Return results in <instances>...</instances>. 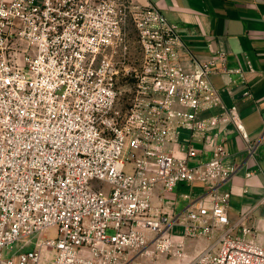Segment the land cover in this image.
Returning <instances> with one entry per match:
<instances>
[{"label": "built area", "instance_id": "obj_1", "mask_svg": "<svg viewBox=\"0 0 264 264\" xmlns=\"http://www.w3.org/2000/svg\"><path fill=\"white\" fill-rule=\"evenodd\" d=\"M130 25L141 65L122 104ZM181 45L164 14L134 0H0V264H152L212 237L187 264H264L254 208L232 221L230 192L213 188L209 205L173 218L153 204L157 187L223 183L237 170L223 144L203 161L195 142L225 123L240 131L211 76L242 71L224 54L186 70Z\"/></svg>", "mask_w": 264, "mask_h": 264}, {"label": "crops", "instance_id": "obj_2", "mask_svg": "<svg viewBox=\"0 0 264 264\" xmlns=\"http://www.w3.org/2000/svg\"><path fill=\"white\" fill-rule=\"evenodd\" d=\"M134 1L140 6L156 7L177 27L182 41L178 55L186 70H194L195 61L205 63L224 54L227 68L242 71L241 75L215 73L211 76L224 104L237 110L241 119L240 131L232 123H225L209 132L204 143L195 142L203 161L223 144L228 154L225 164L236 167V173L223 183L180 184L172 192H163L157 187L153 204L173 218L182 215L192 204L196 207L198 204L209 205L213 188L230 192V218L235 220L254 208L250 225L264 245V0ZM246 91L249 96L244 95ZM221 112L222 109L216 107L202 116ZM217 131L219 135H215ZM183 138H189L187 131L183 132ZM248 145L254 146L253 154L249 153ZM175 148L176 154L183 157L180 146ZM188 240H184L185 246H188ZM186 255L181 264L190 262L195 251ZM167 258L160 256L158 262Z\"/></svg>", "mask_w": 264, "mask_h": 264}, {"label": "rangeland", "instance_id": "obj_3", "mask_svg": "<svg viewBox=\"0 0 264 264\" xmlns=\"http://www.w3.org/2000/svg\"><path fill=\"white\" fill-rule=\"evenodd\" d=\"M128 40H129V48H128L126 57L122 58V61H120L121 70H120V75H119V80H118V87L121 91V103L122 104L127 103L130 97V94L133 91V87L135 84L136 71L139 70L140 65H141V55H140V50L137 44V33L132 25H130L128 29ZM128 171L131 172V169H128ZM231 220L234 221L233 219ZM181 232H182V228L177 226L174 229L173 233L176 237L181 238ZM46 236L47 237L53 236V232L52 231L49 232L48 234H46ZM214 238L215 237H212L210 240L190 239L186 241L188 243V246H185V256L181 260H177V258L169 257L163 261L158 262V257L153 256V260L152 258H150V261H153V263L151 262L152 264H181L182 260H184V258L187 256L186 253L189 254L191 251H195V255H196L203 248L211 244L214 241ZM12 255H13L12 252H8V251L4 252V256L6 258L11 257ZM44 256L52 257L53 254L44 253Z\"/></svg>", "mask_w": 264, "mask_h": 264}]
</instances>
